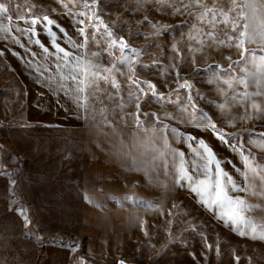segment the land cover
Returning <instances> with one entry per match:
<instances>
[{
    "label": "rangeland",
    "instance_id": "1",
    "mask_svg": "<svg viewBox=\"0 0 264 264\" xmlns=\"http://www.w3.org/2000/svg\"><path fill=\"white\" fill-rule=\"evenodd\" d=\"M69 7L81 10L71 4ZM9 8V13L18 17L67 11L61 0H9ZM99 9L102 19L117 36L125 37L133 47L143 49L145 56L151 57L143 59L144 64L159 62L160 67L151 70L136 68L142 80H150L160 92L175 98L174 90L178 88L175 73L166 77L161 73L164 66L176 62L172 45L179 42L177 46L181 55L189 58L179 65L180 76L194 86L193 95L198 91L208 100L220 101L214 86L205 82L206 73L192 74L193 69H203L214 62L226 67L229 63L226 56L233 60L239 58L235 48H207L204 53L195 54L193 64L187 42L182 39L189 31V24L184 23L189 20L187 15H170L169 10L157 4L156 0H148L147 3L143 0L141 3L137 0H101ZM145 16L147 21H144ZM190 23L195 24L196 20L193 18ZM152 24L157 25L159 35L154 34ZM162 25L172 27L164 31ZM137 32L140 34L133 38ZM103 46L90 43L83 54L91 58L90 53L100 51ZM111 62L112 58L107 54L98 60L102 67H110ZM118 79L122 84L126 83L124 77ZM101 87L111 91L108 85L102 83ZM179 91L182 98L186 96L184 89ZM100 99L109 109L112 124H134L127 115L136 111L134 103L120 110L115 106L116 101L106 100L103 94ZM196 104L212 117L223 133L234 134L228 135V140L234 144L242 140L245 148L256 155L258 163L264 162V159H259L264 153L246 144L248 138L264 133V119L237 120L234 125H229L226 117L212 104L199 97ZM101 106L94 105L95 108ZM141 110L160 115L171 112L179 116L178 109L172 104L161 106L151 103L147 107L141 104ZM24 111L22 86L10 66L0 57V264H118L117 260L121 258L133 264H236L235 256L241 257L240 264H264V241L230 232L188 196L179 200L176 207H169L166 220L154 226L126 223L122 224L123 229L118 234L112 223L103 224L105 229L101 224H83L76 151L79 149L76 142L79 130L28 121ZM91 112L98 119L92 123H99L100 117ZM243 114V109L235 108L231 116ZM163 122L181 127L193 126L181 119H165ZM21 208L27 210L30 224L25 223L19 211ZM137 229L142 233L140 237ZM89 236L96 239L94 244H98L99 238H104L114 245H95L92 248ZM206 243L212 245L211 250ZM217 245L219 255L215 250Z\"/></svg>",
    "mask_w": 264,
    "mask_h": 264
},
{
    "label": "snow or ice",
    "instance_id": "2",
    "mask_svg": "<svg viewBox=\"0 0 264 264\" xmlns=\"http://www.w3.org/2000/svg\"><path fill=\"white\" fill-rule=\"evenodd\" d=\"M143 2L147 3L148 0ZM156 2L161 7H166L170 15H187L189 18L184 22L189 24V31L182 36V39L187 42V51L192 54L190 59L193 64H195V54H202L207 48L237 50L238 59L233 60L231 56L225 57L229 61L226 67L219 62H214L205 65L203 69L200 67L193 69L192 74L201 71L206 73L205 82L214 86L217 96L220 97L219 102L208 100L198 91L194 96V86L188 79L180 76L179 65L189 58L181 55V49L177 46L179 42L172 45L176 62L164 66L161 73L165 77L172 72L175 73V81L178 83V88L174 90L175 98L171 94L160 92L150 80H142L137 75L136 68L151 70L160 67L159 62L144 64L143 59L151 57H146L143 49L133 47L125 37L115 34L113 28L99 14L101 0H67V2L61 0L67 14L73 17L74 23L80 25L77 31L83 40L79 44L47 15L33 16L28 21L32 27L17 30L36 35L35 26L46 22L45 30L51 44L55 47L57 54L62 53V56H59L62 63L57 65L60 69L59 89L71 96L77 106L85 112L89 110L95 112L100 117L97 126L112 127L109 109L104 104V100L100 99L102 94L106 100L116 101L115 106L120 110H123L127 104H135L136 111L127 115L131 118V122L144 133V136L137 135L129 149L123 153L131 161V171H143L147 175L159 166L157 161H166L168 155L178 156L179 164L175 167L173 179L175 184L183 186L184 182H187L190 190L199 197V202L213 211L217 219L230 226L239 236L264 241V218L253 215L258 209L264 210V203H251L248 198L257 197L264 201V164L258 163L256 155L245 148L242 140L237 144H231L226 137L234 134L223 133L212 117L196 104L197 97L212 104L222 116L226 117L229 125H234L237 120L264 119V0H210V2L209 0H156ZM137 3H141V0H137ZM70 4L81 10L73 12L72 7H69ZM9 12V0H0V17L12 21L13 18L8 15ZM193 18L196 20L195 24L190 23ZM19 19L23 20L25 17L19 16ZM147 20L148 17L145 16L144 21ZM53 25L76 49L86 52L90 43L104 46L100 51L91 52V58H88L87 54L77 55L69 52L57 43L59 37L53 31ZM151 26L155 30L154 34L159 35L157 25ZM161 27L167 31L172 26L162 25ZM0 31L7 33L11 29L7 25L0 24ZM138 34L140 33H134L133 38ZM35 43L40 44L44 51L48 52L39 39ZM104 54L112 58L110 67H102L98 63L99 58ZM40 74L43 75L42 72ZM118 77H124L126 83L122 84ZM69 80L73 82L74 87H68L66 82ZM102 83L108 85L111 91L102 88ZM180 89L186 92L183 98L180 96ZM151 103L161 106L172 104L178 109L179 116L171 112H164L163 115L156 112H142L141 104L147 107ZM95 104L102 106L95 108ZM235 108L243 109L244 114L232 117L231 113ZM141 116L148 119L142 120ZM92 118L95 119L96 116ZM165 119H181L194 127L214 130L221 142L229 144L232 151L240 155L243 170L237 168L236 171L240 173L242 183L225 171L222 167L224 161L217 158L212 147L203 139L197 141L198 147L194 149L199 162L194 161L192 167L196 169L198 175L190 172L186 166L184 153L174 150L168 141V132L176 135L178 130L164 123ZM146 123L150 127L146 128ZM186 139L193 141L196 137L189 135ZM247 143L264 152V133H257L256 137L250 138ZM259 159H264V156ZM164 166L167 167L166 164ZM239 193L246 195L242 196ZM86 198L91 202L90 196ZM123 199L134 204L154 207L151 203L134 195H125ZM19 211L25 223L30 224L27 210L21 208ZM206 247L209 250L212 249V245L207 243ZM72 250L75 251V248ZM215 250L219 255V245ZM240 259L241 257L235 256L236 264H240ZM120 264L124 262L121 261Z\"/></svg>",
    "mask_w": 264,
    "mask_h": 264
},
{
    "label": "crops",
    "instance_id": "3",
    "mask_svg": "<svg viewBox=\"0 0 264 264\" xmlns=\"http://www.w3.org/2000/svg\"><path fill=\"white\" fill-rule=\"evenodd\" d=\"M64 11H60L61 13L51 11L44 14L56 21L65 29L68 36H71L79 44L83 40L77 31L80 25L74 23L73 17ZM44 14L31 15L21 20L18 16L8 13L12 16V21L0 17V24L7 25L11 29L7 33L0 31V57L10 66L22 86L25 95L24 117L28 121L41 122L50 127L77 128L80 132L76 138V142L79 144V149L76 151L79 157L82 223L101 224V228L103 224L112 223L115 233L118 234L123 229L122 224L126 223L152 224L154 226L166 220L169 207H173L179 200L188 196L217 223L238 235L230 226L217 219L213 211L199 202V197L190 190L187 182H184L183 186L173 182L175 167L179 164L178 156L168 155L166 161H157L159 166L147 175L143 171L130 170L131 161L123 153L129 149L137 135L143 137L144 133L135 124H112V127H109L108 125L97 126L99 123H92L93 120H98L92 118L94 116L92 112L88 113L79 108L71 96L59 89L58 73L60 69L57 65L62 63L59 59L62 53L57 54L55 47L51 44L50 37L45 30L46 22L35 26L36 35L17 30L18 28L32 27L28 22L29 19ZM76 19H80V17H76ZM52 28L59 37L57 43L61 47L77 55H84L83 50L74 48L55 25ZM37 39L48 49V52H45L40 44L35 43ZM64 71L67 73L66 69ZM66 83L69 88L74 87L71 80ZM169 125L176 128L178 134L174 135L168 132V141L174 150L184 153V159L187 161L186 166L190 172L198 175L196 169L192 167L194 161L199 162V157L195 155L194 149L198 147L197 141L203 139L212 147L217 158L224 161L222 167L225 171L242 183L240 173L236 171L237 168L243 170L240 155L232 151L229 144L221 142L214 130L194 126ZM145 127H150V125L146 123ZM189 135L196 137V140L188 141L186 137ZM249 139L246 140L247 147L264 153L248 144ZM229 141L234 144L231 140ZM165 164L167 167L164 166ZM260 164H264V162ZM125 195H134L151 203L154 207L150 208L124 200ZM239 195L246 194L239 193ZM86 196L91 197V202ZM248 198L251 203H264L257 197ZM253 215L257 218H264V210L258 209ZM139 230L137 229V236L140 237L142 233ZM90 239L92 248L95 245L98 247L114 245V242L109 243L104 238H99L98 244L93 242L96 239ZM105 250L103 249V251Z\"/></svg>",
    "mask_w": 264,
    "mask_h": 264
},
{
    "label": "water",
    "instance_id": "4",
    "mask_svg": "<svg viewBox=\"0 0 264 264\" xmlns=\"http://www.w3.org/2000/svg\"><path fill=\"white\" fill-rule=\"evenodd\" d=\"M121 261H123L124 264H133L132 262H126V261L123 260L122 258L117 260L118 264H120Z\"/></svg>",
    "mask_w": 264,
    "mask_h": 264
}]
</instances>
